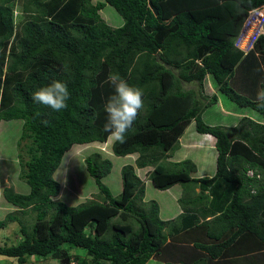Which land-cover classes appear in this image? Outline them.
<instances>
[{
  "label": "trees",
  "instance_id": "1",
  "mask_svg": "<svg viewBox=\"0 0 264 264\" xmlns=\"http://www.w3.org/2000/svg\"><path fill=\"white\" fill-rule=\"evenodd\" d=\"M18 1L0 0V120L23 121L21 139L30 140L32 157L22 162V177L30 190L7 187L3 196L20 212H37V220L30 227L20 221L21 238L0 244V257L17 264L32 257L147 264L155 256L170 258L165 264H190L188 247L180 244L193 243L210 260L199 252L192 264H264V124L249 117L233 127L203 120L218 103L217 94L204 92L208 75L232 101L264 115L256 100L264 88V36L248 54L234 45L248 12L264 0H25L24 17L16 20ZM107 5L123 18L121 26L102 18ZM113 71L144 93L137 119L125 140L113 143V153L140 154L137 167L154 166L150 178L160 190L192 184L190 191L184 187L185 213L176 220L163 221L156 201L145 206V185L132 165L122 169L123 192L114 196L103 183L113 164L99 153L87 164L103 200L70 206L58 199L62 187L55 174L66 152L110 136L104 103L113 91L106 83ZM54 80L65 81L70 92L59 112L32 99ZM191 83L196 88L183 87ZM193 122L199 133L216 138L212 177H192L197 165L189 159L171 168L161 163L178 150ZM197 186L201 193L192 197ZM204 201L210 206L200 215L214 219L201 223L189 209ZM18 220L9 215L0 229Z\"/></svg>",
  "mask_w": 264,
  "mask_h": 264
},
{
  "label": "rangeland",
  "instance_id": "2",
  "mask_svg": "<svg viewBox=\"0 0 264 264\" xmlns=\"http://www.w3.org/2000/svg\"><path fill=\"white\" fill-rule=\"evenodd\" d=\"M25 0H19L13 6L14 16L16 20H19L24 17L22 13V2ZM103 0H94L93 3H97ZM23 15V16H22ZM102 18L107 21L113 27H119L123 24V18L118 14V12L110 5H107L101 11ZM210 82H207V78L204 84V92L212 96L213 94H218L221 96L220 104L222 102H229L234 105L235 109L232 111L229 107L226 108L231 114L224 112L220 114L221 107L220 104L213 105L208 108L203 113L204 122L208 125L214 126H224L230 127L236 125L240 119L235 115L238 113V110L247 114V117L264 118L262 115L253 114L251 108H241L235 102L229 101V99L217 90V83L213 80L210 75ZM212 78V79H211ZM212 83V84H211ZM214 83V84H213ZM185 89L196 88L195 84H183ZM213 89V90H212ZM225 100V101H224ZM222 106H224L222 104ZM225 111V110H224ZM259 120V119H257ZM23 121L21 120H12L5 121L0 120V220L7 219L9 215H16L19 219L18 221H9L8 226L4 229H0V244L10 245L16 239L20 237L21 223L26 226H32L36 223L37 212L28 210L27 212H20L15 206L7 202L3 196V191L7 187L13 188L16 192L28 193L29 186L23 180V173L25 170L24 164L27 160H30L32 155H29L27 145L30 144L29 139L22 140L21 134L23 132ZM187 130V131H186ZM185 139L182 140L184 144H189L191 146H181L179 139V148L173 154H167L164 159H161V163H164L166 167L171 168L176 160H181L184 157L186 159H193V162L196 165H199V173L202 170L208 172L216 171V155L217 152L215 149L204 151L201 149V146H193L191 142H195L196 135V124L193 122L186 128ZM183 136V135H182ZM114 139L109 136L106 142H93L89 144L74 145L71 150L66 152L62 164L58 171L55 174V178L61 184V193L58 199L65 201L70 206H79L81 204L88 203L91 200L102 201L103 196L98 185L95 183V180L90 176L88 171L87 159L90 155L99 153L105 159H109L112 164L111 174L103 179V183L107 185L112 191L114 196H118L123 192L124 181L122 178V169L127 165H132L135 168V173L138 178L148 185L146 191L145 206H147L152 200L157 201L161 205V217L166 218H176L180 216L179 208L177 204L179 197H181V192L184 191L183 187L189 191L192 189V184H178L181 188H173L167 191H162L159 188L155 187L154 182L150 178V175L154 169L152 167L139 168L136 165V160L138 159V153L133 155H128L125 157L116 156L113 153V143ZM192 149H190V148ZM181 148V149H180ZM180 149V150H179ZM190 149V150H188ZM174 156V157H173ZM196 161V162H195ZM190 188V189H189ZM200 189L198 188L197 194H190L192 197L199 195ZM183 194V192H182ZM184 196V195H183ZM182 207L184 206L181 203ZM207 203L204 201L198 205L195 204L194 208H199V210H204ZM192 207V205H188ZM182 209V208H181ZM118 220H114L116 222ZM178 222V221H177ZM80 254L83 252L79 251ZM0 264H17L15 260L2 258L0 257ZM26 264H64L61 259H37L32 257L28 260Z\"/></svg>",
  "mask_w": 264,
  "mask_h": 264
},
{
  "label": "clouds",
  "instance_id": "3",
  "mask_svg": "<svg viewBox=\"0 0 264 264\" xmlns=\"http://www.w3.org/2000/svg\"><path fill=\"white\" fill-rule=\"evenodd\" d=\"M106 83L111 86L113 91L104 103L105 130L109 132L114 141L123 142L127 131L132 127L143 107L144 93L141 88L131 85L118 71L110 72ZM69 97L68 85L62 80H54L52 83L38 88L32 94L35 103L57 112L67 107ZM256 100L258 106H264V88L257 92ZM143 201L145 202V200ZM147 264H160V262L155 259V256H152Z\"/></svg>",
  "mask_w": 264,
  "mask_h": 264
},
{
  "label": "crops",
  "instance_id": "4",
  "mask_svg": "<svg viewBox=\"0 0 264 264\" xmlns=\"http://www.w3.org/2000/svg\"><path fill=\"white\" fill-rule=\"evenodd\" d=\"M210 75H208L207 76V82H210L211 80H210V77H209ZM212 79V78H211ZM212 84V83H211ZM214 84V83H213ZM213 90V89H212ZM217 90L219 91V89H218V87H217ZM220 94H222L223 96H225V97H227L228 99H229V101H232L227 95H225L224 93H220ZM214 95V94H213ZM218 95V103L217 104H220V100L222 99L221 98V96H219V93L217 94ZM225 101V100H224ZM232 102H234V101H232ZM217 104H215V105H217ZM222 104L224 105V106H222ZM222 104H220V107H221V111H220V114L222 115L224 112L227 114V116H228V114H231L230 112H228L227 110H226V108L227 107H229V109L232 111L233 109H235V107H234V105H232L231 103H229L228 101L226 102H222ZM237 104V103H236ZM238 105V104H237ZM241 108H245V109H247V108H250V107H242V106H240ZM251 109H253V108H251ZM225 110V111H224ZM252 112H253V114H257V115H262L261 113H259L258 111H256V110H251ZM245 115H247V114H245V113H243V112H241V110H238V113L235 115L236 117H238L240 120L243 118V117H247V116H245ZM263 117H264V115H262ZM249 118H251L252 120H254V121H256V122H258L259 124H264V118H257V119H259V120H257V119H255V118H253V117H249ZM204 120V119H203ZM240 123V121L236 124V125H234V126H237L238 124ZM196 124V123H195ZM191 125V124H190ZM212 126H214V125H212ZM220 126H222V125H220ZM230 127H233V126H230ZM196 130H197V128H196ZM187 131V130H186ZM185 136H186V133H184L183 134V136L181 137V139H180V142H181V146H188L189 144L187 143V144H184V142H182V140L183 139H185ZM183 138V139H182ZM195 142H191V144H193V146L195 147V146H201V149H203L204 151H208V150H210V152H211V150L212 149H215L216 150V152H217V157H218V151H217V149H216V138L213 136V135H211V134H201V133H199L198 132V130L196 131V135H195V140H194ZM189 146H191V145H189ZM194 147H192V148H194ZM190 148V147H189ZM192 148H190V149H192ZM181 149V148H180ZM179 149V150H180ZM190 149H188V150H190ZM174 157V156H173ZM216 157V158H217ZM185 158L186 157H184L183 159H181V160H176V161H174V163L175 162H180V161H183V160H185ZM189 160H192L193 161V159H189ZM196 162V161H195ZM216 163H217V159H216ZM216 167H217V164H216ZM200 170V168H199V165H197V172H195V173H193V174H191V176L192 177H194V178H202V177H212L215 173L214 172H208V171H206V170H202V171H200L201 173H199V170ZM216 172V171H215ZM146 185V184H145ZM148 185H146V191H147V187ZM153 186H154V189H155V184H153ZM173 188H181L180 186H178V184L177 185H175V186H173L172 188H170V189H173ZM198 188L200 189V193H201V188L199 187V186H197L195 189H194V192L192 191V194H197V192H198ZM183 190L184 191H182L183 192V194H182V192H181V197H179V200H178V202H180V200H181V198H183L184 196V194H185V189H184V187H183ZM163 191V190H162ZM165 191H167V190H165ZM199 193V194H200ZM153 201H155V200H153ZM157 202V201H156ZM159 206H160V218L163 220V221H167V220H176L177 219V217L176 218H162L161 217V212H162V209H161V205L159 204ZM210 205H209V203H207V207H209ZM207 207H205V208H207ZM177 208H179V212L181 213L180 215H182L183 213H185V208L184 207H182V205L181 204H177ZM182 208V209H181ZM204 208V209H205ZM190 211H192V213H196V214H198L199 216V219H200V222L202 223V222H204V221H212L213 219H214V217H207L206 219H205V216L207 215V214H205V213H203L202 215H200V211H199V208H197L196 209V207L193 209V207L192 208H190L189 209ZM188 211V210H187ZM190 214H191V212H189ZM183 222L185 221V220H182ZM176 232V231H175ZM167 235L169 234V230H167ZM174 236V235H173ZM176 236V235H175ZM169 242H171V238H169L168 239V243ZM182 247L183 246H185V247H183V248H186V247H188V249H186L185 251H187L186 252V257H187V261L190 263V264H192V263H194L196 260H198V258H199V252L201 253V255H202V258L203 259H205L206 261H208V260H210V259H208L209 258V255L207 254V252H205V251H203V250H200V249H195L194 247H195V245L193 244V243H190L189 245H186V244H180ZM181 250H183L182 248H181ZM167 257V256H166ZM157 260V259H156ZM157 261H159L160 262V264H165V261H170V258H166V260L164 261V262H161L160 260H157Z\"/></svg>",
  "mask_w": 264,
  "mask_h": 264
},
{
  "label": "built area",
  "instance_id": "5",
  "mask_svg": "<svg viewBox=\"0 0 264 264\" xmlns=\"http://www.w3.org/2000/svg\"><path fill=\"white\" fill-rule=\"evenodd\" d=\"M261 36H264V5L248 12L234 40V45L244 54H248L254 49ZM249 175L253 173L249 172Z\"/></svg>",
  "mask_w": 264,
  "mask_h": 264
}]
</instances>
